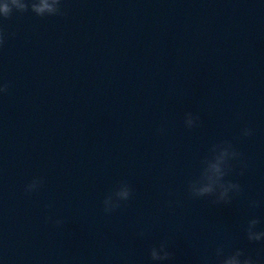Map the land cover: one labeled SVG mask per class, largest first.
Returning a JSON list of instances; mask_svg holds the SVG:
<instances>
[{
  "label": "water",
  "instance_id": "water-1",
  "mask_svg": "<svg viewBox=\"0 0 264 264\" xmlns=\"http://www.w3.org/2000/svg\"><path fill=\"white\" fill-rule=\"evenodd\" d=\"M61 9L0 16V264H215L220 247L264 258L246 234L251 218L264 230V0ZM223 141L247 167L233 161L226 179L243 191L214 204L188 181ZM122 182L131 199L105 212ZM162 242L173 258L152 261Z\"/></svg>",
  "mask_w": 264,
  "mask_h": 264
},
{
  "label": "clouds",
  "instance_id": "clouds-1",
  "mask_svg": "<svg viewBox=\"0 0 264 264\" xmlns=\"http://www.w3.org/2000/svg\"><path fill=\"white\" fill-rule=\"evenodd\" d=\"M62 0H55L56 8L48 3V0H41L40 4L34 2V0H25L23 4L18 3V0H0V16L4 19H10L14 11L20 13H26L29 10L43 17L45 10L50 12V16L63 15L61 9ZM5 42L4 29L0 27V46H3ZM9 85L5 84L0 88V92L6 93ZM199 117L194 116L192 113H187L185 118V124L188 128L196 126ZM161 131H163L161 129ZM244 136H251L252 129L245 128L243 130ZM217 149L222 151L217 152ZM231 154V158H229ZM243 154L236 150L230 141H223L218 144H214L210 149V154L201 161V168L199 174L194 176L188 181V190L193 197H212L214 204H231L234 195H239L243 189L239 183L226 179L234 171L235 165L233 161H237L241 164L243 175V169L247 167V164L243 162ZM40 187L43 185L42 179H34L26 187V192L31 193L37 190H33L36 185ZM117 195L120 197V202L114 207H107L108 197L103 201L105 212H112L115 209L121 207V202L128 201L132 197L131 186L125 182H122L110 195ZM251 207H259L258 201H252ZM58 224L63 223L57 221ZM261 223L258 218H251L247 222L246 234L247 239L250 242H264V230H257V226ZM160 249L162 255L157 251ZM150 258L155 262L169 261L173 258V253L168 250L166 242H162L159 247L153 246L150 251ZM262 257H253L246 254L244 249L237 248L230 253H225L223 247L216 250L215 264H262Z\"/></svg>",
  "mask_w": 264,
  "mask_h": 264
}]
</instances>
